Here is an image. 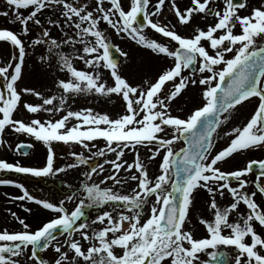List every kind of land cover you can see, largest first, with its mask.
<instances>
[{
	"label": "snow or ice",
	"instance_id": "1",
	"mask_svg": "<svg viewBox=\"0 0 264 264\" xmlns=\"http://www.w3.org/2000/svg\"><path fill=\"white\" fill-rule=\"evenodd\" d=\"M3 3L0 17L18 28L0 27V41L16 50L12 60L0 66V146L12 147L5 140L9 130L42 142L46 156L42 166L0 158V172L50 177L79 165H89L90 170L78 188L67 186L58 203L38 198L22 182L0 178V185L22 191L11 200L33 201L55 214L33 230L26 217L9 209L22 228L0 229V264H21L29 248L31 264H53L38 255L50 247L57 254L54 264H264V157L250 158L234 170L221 167L236 154L264 152V0L259 5L224 0L223 9L213 6L212 0H189L183 10L177 0H170L179 25H189L198 14L214 18L206 28L195 26L191 35L154 19L162 16L166 0H129L127 9L123 0ZM102 23L153 54L171 58V64L154 80L132 82L114 55L113 50H121ZM237 25L239 33L234 31ZM53 28L62 35L53 36ZM149 28L169 42L152 38L145 32ZM38 46L44 49L38 58L43 65L69 74L68 79L57 80L56 94L18 85L28 49ZM77 60L88 70L78 68ZM189 86L200 88L202 106L186 116L173 114L171 104ZM25 94L41 102L25 101ZM90 94L108 98L115 94L123 102V113L113 118L92 108H71L74 96ZM250 100L257 102L250 119L225 132V137H232L230 142L213 154L217 129L229 120L224 114ZM21 107L36 118H15ZM41 112L50 118H39ZM98 139L105 141L104 146L92 152ZM178 141L184 146L176 150ZM55 143L80 145L92 156L104 158L103 163L91 164L84 151H72L69 156L75 163L56 166ZM31 147L20 142L15 150ZM141 147L150 153L148 160L159 158L158 175H150ZM126 152L134 154L132 162L124 159ZM108 154L114 158L108 159ZM254 173L253 179L246 178ZM130 182L135 186L123 191ZM199 190L206 191L211 211V218L200 217L206 228L202 237L186 228ZM77 191L84 198L70 211L65 201L73 200ZM217 197L228 202L222 204ZM241 204L246 208L241 210ZM91 209L95 219L78 223ZM97 223L102 227H95ZM56 233L67 237L58 241ZM228 247L234 248V256L224 250Z\"/></svg>",
	"mask_w": 264,
	"mask_h": 264
},
{
	"label": "rangeland",
	"instance_id": "2",
	"mask_svg": "<svg viewBox=\"0 0 264 264\" xmlns=\"http://www.w3.org/2000/svg\"><path fill=\"white\" fill-rule=\"evenodd\" d=\"M155 2V0H153ZM178 5L183 10L185 5L189 3V0H177ZM251 4L259 5L261 0H250ZM213 6L223 9L224 7V0H212ZM129 0H123V6L128 7ZM6 6L3 3V0H0V10L5 8ZM151 10V7H150ZM27 14V13H26ZM246 14V13H245ZM154 19H158L161 22H170L171 24H175L178 32L184 35H191L193 28L195 26H200L202 28H206L209 24H214L215 20L212 16H208L205 18L203 14L195 15L192 22L187 26H182L177 23V18L175 17L173 10L170 6V0H166L165 8L163 9V14L160 17H154ZM7 17H0V27L6 26L10 29L16 30L18 25H12L7 23ZM102 28H106L108 30L109 39L112 43L121 50L119 51L121 54L120 59V67L123 74L129 78L134 83H143L146 80L152 79L154 80L157 78L158 73L161 71L162 68L171 64V58H165L163 55L157 56L153 54L150 50L139 46L131 39L127 38L124 35H118L115 33L114 30L110 29L106 23L101 24ZM236 33H239L240 27H237L234 30ZM145 32L149 34L152 38H156L159 42L168 43L169 38L163 37L159 33H155L154 30L146 29ZM53 36H60L62 35L57 29L53 28ZM175 42L170 44V47L174 49ZM66 51H70V49H65ZM16 51L8 42L0 41V66H3L10 60H12L13 52ZM44 52L43 48L39 46L32 50L31 48L28 49V55L26 57V66L23 69V76L22 79L18 82L20 88L23 87H34L37 90H41L46 95L47 94H56V82L59 78L68 79L69 74L66 72L59 71L55 65L52 67H48L43 65L39 61V55ZM126 52L128 55L127 57L123 56L122 53ZM18 54V53H17ZM15 63V61H13ZM75 65L83 70H88L87 66L82 61H75ZM11 71V70H10ZM104 71V78L108 79V72L107 70ZM109 83L111 81L109 80ZM0 87H3L2 78H0ZM170 87V85H169ZM23 99L28 102H41L39 98L25 94ZM74 101V102H73ZM203 99L201 96V90L199 87H192L184 91L178 98L174 100L171 104L172 112L175 115L186 116L189 114L195 107L202 106ZM70 106L73 110H79L80 108H92L95 112L98 113H107L113 118L117 115L122 114L124 111V105L120 97L113 94L110 98L100 96L99 94H90V95H81V96H74L72 100L69 101ZM234 110H232L228 116L229 120L223 123L221 127L218 129V133L215 136L214 144V152L222 149L223 147L227 146L230 141H222L220 140V134L222 130L225 129L226 123H229L232 119V115ZM15 118H22L25 121H30L33 118H36L32 114L28 113L22 107L17 111L15 114ZM39 118L41 119H48L49 114L41 112L38 114ZM56 118H59L57 116ZM72 123H76L75 120ZM231 130V129H230ZM5 140L7 143L11 144L12 147H4L0 146V158L7 159L9 162H19L25 166H42L45 162L46 156V146L40 142L36 141L34 137H30L26 134H16L9 130H6L5 133ZM24 142L29 143L32 145V149L29 156H24L19 154L15 150V145ZM95 147H93L92 152H95L98 147H103L105 141L103 139H98L94 142ZM184 143L182 141L176 142V150L180 147H183ZM55 152H56V166L63 167L65 164L68 163H75V159L69 156V153L72 151H84L86 157H91L90 161L98 160L99 163H103L104 158L102 157H95L92 156V152H88L87 150L83 149L80 145H72V144H63V143H55ZM141 158L144 160L148 166L149 172L151 176H155L159 174L158 164L160 162L159 158L156 160H148L150 153L147 149L141 147ZM245 155H241L243 157ZM108 159L114 158L112 154H108ZM124 159H127L129 162L134 160V154L132 152H126ZM244 163L246 158L243 157ZM235 156L228 160L227 163L221 165L224 170H234L236 168L235 165ZM243 163V164H244ZM243 166V165H242ZM108 167V166H106ZM89 168L85 165H79L76 169H68L65 173H58L55 176L50 177H35L30 174H19V173H7V172H0V178H10L17 180L18 182H22L25 186L29 189V191L36 195L38 198H47L51 201H54L52 198L51 190L49 191L46 184L48 185L49 181H52L54 185H59L63 189L67 187L69 184L73 186H77L84 176V172L88 171ZM99 178H95L96 182H99ZM42 179V182L40 181ZM135 186V182H130L125 185L123 191H129L132 187ZM234 186V185H233ZM254 190V189H250ZM61 195L65 197V190H63ZM8 194V195H5ZM22 191L16 186H6L0 185V229L7 227L10 230H20L22 226L19 224L18 221L14 220L10 213L9 209L12 211L17 212L19 216L22 218L26 217V222L29 223L33 230L41 226L43 222H46L48 219L52 218L55 214L49 210H45L42 206L36 204L33 201H13L11 200L12 196L21 195ZM71 195L70 192H68ZM82 192L77 191L76 196L73 197L71 201H65L66 207L69 210H73L75 205L78 203L79 199H82ZM155 198L153 197V200ZM218 201L222 204H226L228 201L220 200V197H217ZM258 203H261V199L258 197ZM63 200V199H62ZM56 202V201H54ZM21 203L25 205V207H21ZM208 195L205 190H199L195 193V205L190 210V220L186 223V228L190 230H194V234L197 237H202L206 235V228L203 224L200 223V217L204 218H211V211L208 208ZM241 210L245 209L246 206L241 204ZM262 207H264V203H262ZM26 208H30L31 212L26 211ZM95 219V209L88 210V214H86V218L82 219L80 222L90 221ZM97 228L102 227L99 223L96 224ZM258 229L259 226L257 225ZM67 237V234L57 235L58 241H63ZM75 238H79L77 234ZM85 245L87 242H84ZM227 251L230 256L235 255V250L232 247H228L224 249ZM118 253H121L119 248L116 249ZM26 255L22 256L21 264H31L30 259V248L26 250ZM122 254V253H121ZM38 255H41L43 258L48 259L50 262H53L54 259L57 258V254L55 253L53 248H49L47 250H43L42 252H38ZM203 258H207L202 256Z\"/></svg>",
	"mask_w": 264,
	"mask_h": 264
},
{
	"label": "flooded vegetation",
	"instance_id": "3",
	"mask_svg": "<svg viewBox=\"0 0 264 264\" xmlns=\"http://www.w3.org/2000/svg\"><path fill=\"white\" fill-rule=\"evenodd\" d=\"M257 106V102L255 100H250L248 102H243L241 105L237 106L235 108L233 117L231 119V121L229 123H226L225 129L228 130H222V136H224L225 132H230L233 127L236 126H242L243 124H245L247 122L248 119H250L251 115L254 113V109ZM241 114H244V116L241 119H238L239 116ZM223 125V124H222ZM241 155H245L243 157L246 158L245 162L250 159V158H261L264 157V152L262 151H258V150H252V151H248L245 153H240V154H236L235 156V165L236 168L242 167V165H244L243 161V157H240ZM258 171V170H257ZM255 176L254 174H250L248 177V179H253Z\"/></svg>",
	"mask_w": 264,
	"mask_h": 264
},
{
	"label": "water",
	"instance_id": "4",
	"mask_svg": "<svg viewBox=\"0 0 264 264\" xmlns=\"http://www.w3.org/2000/svg\"><path fill=\"white\" fill-rule=\"evenodd\" d=\"M113 51H114V55L116 56V58H117L118 60H120V55H119V53H118L117 51H115V50H113ZM31 149H32V147L29 148V149H24L23 152H28V153L30 154ZM23 152H22V153H23ZM29 154H28V155H29ZM92 164H95V163H92Z\"/></svg>",
	"mask_w": 264,
	"mask_h": 264
},
{
	"label": "bare ground",
	"instance_id": "5",
	"mask_svg": "<svg viewBox=\"0 0 264 264\" xmlns=\"http://www.w3.org/2000/svg\"><path fill=\"white\" fill-rule=\"evenodd\" d=\"M244 116V114H241L238 119H241ZM127 226V225H126Z\"/></svg>",
	"mask_w": 264,
	"mask_h": 264
}]
</instances>
